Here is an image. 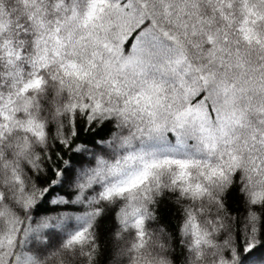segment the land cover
I'll list each match as a JSON object with an SVG mask.
<instances>
[{"label": "snow or ice", "instance_id": "obj_1", "mask_svg": "<svg viewBox=\"0 0 264 264\" xmlns=\"http://www.w3.org/2000/svg\"><path fill=\"white\" fill-rule=\"evenodd\" d=\"M0 264H264V0H0Z\"/></svg>", "mask_w": 264, "mask_h": 264}]
</instances>
